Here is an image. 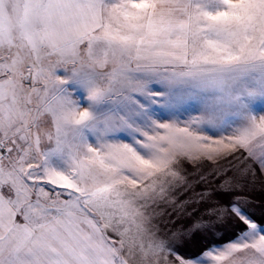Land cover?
<instances>
[{"label": "snow or ice", "instance_id": "1", "mask_svg": "<svg viewBox=\"0 0 264 264\" xmlns=\"http://www.w3.org/2000/svg\"><path fill=\"white\" fill-rule=\"evenodd\" d=\"M0 264H264V0H0Z\"/></svg>", "mask_w": 264, "mask_h": 264}]
</instances>
